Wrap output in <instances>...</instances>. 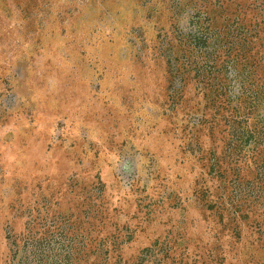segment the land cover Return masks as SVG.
I'll return each instance as SVG.
<instances>
[{"label":"rangeland","instance_id":"obj_1","mask_svg":"<svg viewBox=\"0 0 264 264\" xmlns=\"http://www.w3.org/2000/svg\"><path fill=\"white\" fill-rule=\"evenodd\" d=\"M0 264H264V0H0Z\"/></svg>","mask_w":264,"mask_h":264}]
</instances>
